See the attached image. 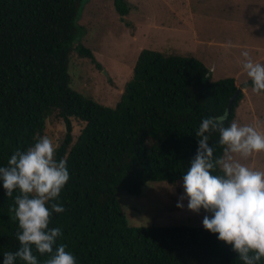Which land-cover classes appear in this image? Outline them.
Returning <instances> with one entry per match:
<instances>
[{"label":"trees","instance_id":"1","mask_svg":"<svg viewBox=\"0 0 264 264\" xmlns=\"http://www.w3.org/2000/svg\"><path fill=\"white\" fill-rule=\"evenodd\" d=\"M114 3L122 17L133 9L126 0ZM83 5L84 0H0V166L17 148L44 136L55 116L66 127L56 159L66 161L70 179L56 201L65 211L53 213L49 227L61 229L57 245L65 244L76 264H243L230 245L204 228L130 226L117 193L140 196L147 184L183 180L202 119L228 112L241 90L230 123L251 80L241 86L232 77L213 81L194 57L145 49L120 101L102 105L71 88L74 53L102 69L92 50L76 44ZM73 119L85 122L76 140ZM218 140V133L209 140L215 156L222 154ZM16 194L7 198L0 181V264L5 252L19 248L18 222L9 212ZM35 254L44 264L47 257Z\"/></svg>","mask_w":264,"mask_h":264},{"label":"rangeland","instance_id":"2","mask_svg":"<svg viewBox=\"0 0 264 264\" xmlns=\"http://www.w3.org/2000/svg\"><path fill=\"white\" fill-rule=\"evenodd\" d=\"M133 9L122 17L114 0H84L78 18L81 35L76 44L93 51L102 65L70 58L71 88L98 103L114 107L121 98L142 50L194 57L210 70L213 81L235 78L238 86L250 80L242 68L241 52L264 63V0H126ZM227 45V46H224ZM245 98L235 120L264 133V93L243 90ZM85 122L73 119L76 140ZM66 127L53 116L44 136L53 140L56 150L64 140ZM241 163L264 171V152L254 153ZM184 194L183 180L176 184L152 183L140 196L119 190L118 200L132 227L189 226L203 228L206 213L177 207Z\"/></svg>","mask_w":264,"mask_h":264},{"label":"clouds","instance_id":"3","mask_svg":"<svg viewBox=\"0 0 264 264\" xmlns=\"http://www.w3.org/2000/svg\"><path fill=\"white\" fill-rule=\"evenodd\" d=\"M242 68L252 83V91L264 93V63L255 62L247 51ZM228 112L202 119L195 136L198 148L183 175L184 194L177 207L206 213L202 220L205 230L218 234L217 239L230 245L243 264H259L264 258V171L241 163L254 153L264 152V133L251 125L233 119L226 124ZM219 134L222 154L215 156L209 140ZM219 170V174H212ZM70 179L64 159H56V146L48 136H39L25 150L17 148L7 166H0V181L7 198H12L11 219L18 222L16 238L19 248L3 254V264H76L75 256L57 245L60 228H50L53 213L65 211L56 203Z\"/></svg>","mask_w":264,"mask_h":264},{"label":"water","instance_id":"4","mask_svg":"<svg viewBox=\"0 0 264 264\" xmlns=\"http://www.w3.org/2000/svg\"><path fill=\"white\" fill-rule=\"evenodd\" d=\"M240 91H241V90H239V91L235 94V96L231 99V102H230L229 107H228V113L230 112V108H231V106H232L234 100L236 99L237 95L240 93Z\"/></svg>","mask_w":264,"mask_h":264},{"label":"crops","instance_id":"5","mask_svg":"<svg viewBox=\"0 0 264 264\" xmlns=\"http://www.w3.org/2000/svg\"><path fill=\"white\" fill-rule=\"evenodd\" d=\"M224 46H227V45H224Z\"/></svg>","mask_w":264,"mask_h":264}]
</instances>
